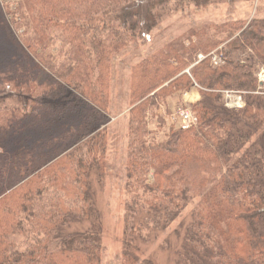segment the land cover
Returning <instances> with one entry per match:
<instances>
[{
	"label": "trees",
	"instance_id": "trees-1",
	"mask_svg": "<svg viewBox=\"0 0 264 264\" xmlns=\"http://www.w3.org/2000/svg\"><path fill=\"white\" fill-rule=\"evenodd\" d=\"M141 1L0 0V264H103L115 61L170 13L213 4ZM262 67L259 16L192 30L132 67L122 264H159L149 250L171 237L176 264H264ZM194 89L183 129L171 102ZM225 91L246 106L228 108Z\"/></svg>",
	"mask_w": 264,
	"mask_h": 264
},
{
	"label": "rangeland",
	"instance_id": "rangeland-1",
	"mask_svg": "<svg viewBox=\"0 0 264 264\" xmlns=\"http://www.w3.org/2000/svg\"><path fill=\"white\" fill-rule=\"evenodd\" d=\"M256 16L264 17V0L226 2L213 0V4L186 5L184 8L164 17L163 21L152 32L144 34L137 43H134L126 52L121 53L115 61L111 107L107 122L109 129V167L104 186L98 189L96 195L97 205L101 211L103 264H122L127 199L126 155L129 129L128 112L130 110L128 88L132 67L162 44L186 36L192 30L197 31L209 24L236 19L250 21ZM261 70H264V67ZM47 80L50 79L44 73L34 76L36 86L45 84ZM200 98L199 91L194 89L186 93L183 98L178 97L171 102L173 112L170 117L171 122H175L176 126H179L180 120H178L177 111L179 108H186L181 104L183 102L193 103ZM168 243L165 247L159 245V247H153L149 250L156 251L154 258L159 264H176L174 254L176 238L171 237V241L169 240Z\"/></svg>",
	"mask_w": 264,
	"mask_h": 264
},
{
	"label": "built area",
	"instance_id": "built-area-1",
	"mask_svg": "<svg viewBox=\"0 0 264 264\" xmlns=\"http://www.w3.org/2000/svg\"><path fill=\"white\" fill-rule=\"evenodd\" d=\"M201 59H204V56H200ZM216 60V59H215ZM259 79L261 82V89L264 88V70L259 73ZM225 102L229 108H242L245 106V99L243 92L235 91H225ZM180 115L183 118V127H189L196 122V118L189 110H181Z\"/></svg>",
	"mask_w": 264,
	"mask_h": 264
},
{
	"label": "crops",
	"instance_id": "crops-1",
	"mask_svg": "<svg viewBox=\"0 0 264 264\" xmlns=\"http://www.w3.org/2000/svg\"><path fill=\"white\" fill-rule=\"evenodd\" d=\"M193 96H195V95H193Z\"/></svg>",
	"mask_w": 264,
	"mask_h": 264
}]
</instances>
